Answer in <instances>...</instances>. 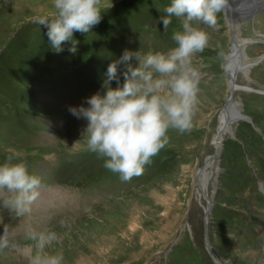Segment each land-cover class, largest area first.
<instances>
[{
  "label": "rangeland",
  "instance_id": "1",
  "mask_svg": "<svg viewBox=\"0 0 264 264\" xmlns=\"http://www.w3.org/2000/svg\"><path fill=\"white\" fill-rule=\"evenodd\" d=\"M103 2L107 6L100 23L88 34L74 33L76 51L69 50L73 45L68 41L57 52L48 41L47 28L37 23L53 11L52 0H0V157L19 152L27 156L29 169L36 160L34 171L42 178L31 212L17 217L0 206V234L6 225L16 244L0 254V264H30L35 249L25 232L44 226L57 233L46 251L61 253L62 264H214L205 246L204 207L194 196L196 172L215 150L213 137L230 92L232 28L224 8L214 28L201 25L210 35L209 46L192 61L201 73L192 129H169L168 143L144 166L147 174L141 178L122 181L120 176L110 178L119 175L110 171L106 176L65 179L74 187L51 183L57 175H74L56 166L64 156L76 160L74 156L86 150L82 133L88 122L72 115L70 107H87L89 97L106 92L102 85L108 65L125 50L143 56L174 48L173 30L183 20L170 17L164 29L161 17L170 0ZM242 36L250 40L240 63L246 68L264 54V13L243 21ZM129 63L139 62L133 56ZM244 67L237 75L238 85L264 88V60L249 66L254 81ZM126 69V63L118 65L113 88L123 84ZM258 92L235 91L242 113L255 125L240 120L225 134L215 160V181L210 183L209 240L222 264H264V94ZM83 184L86 187L79 188ZM125 210L130 215H122ZM103 219L110 222L111 236L102 243L100 236L107 234L91 235V229L102 227L98 224Z\"/></svg>",
  "mask_w": 264,
  "mask_h": 264
},
{
  "label": "clouds",
  "instance_id": "2",
  "mask_svg": "<svg viewBox=\"0 0 264 264\" xmlns=\"http://www.w3.org/2000/svg\"><path fill=\"white\" fill-rule=\"evenodd\" d=\"M228 0H170L161 17L164 29L170 17H183L172 39L175 47L167 53L149 51L145 55L125 50L119 60L108 65L102 87L88 98L85 107H70L72 115L87 120L83 129L86 150L104 158V167L129 181L142 173L144 166L168 143L169 129L180 133L192 129L194 111L198 104L200 71L193 66V57L209 46V34L201 25L214 28L216 15ZM103 0H52L53 11L37 19L47 28L51 47L59 52L71 41L76 51L75 32L88 34L102 19ZM159 10V9H158ZM135 56L138 66L129 61ZM126 63L122 85L118 80V65ZM42 183L39 175L29 172L19 152L8 155L0 163V206L17 217L31 212ZM25 238L33 242L35 252L30 264H62L63 255L48 252L57 240V233L47 226L29 227ZM16 247L8 227L0 234V252Z\"/></svg>",
  "mask_w": 264,
  "mask_h": 264
},
{
  "label": "bare ground",
  "instance_id": "3",
  "mask_svg": "<svg viewBox=\"0 0 264 264\" xmlns=\"http://www.w3.org/2000/svg\"><path fill=\"white\" fill-rule=\"evenodd\" d=\"M228 1H229V4H230V2H234L236 5H239L241 8H244L248 4L250 5V4L254 3L257 0H228ZM228 8H227V6L224 7V9H226L227 18H228V20L230 22V23L229 22L228 23L231 25V28H232V34H231V37H232V39H231V47H232V49H231V52H230V56H228V62H227V67H228V71H229V75H230L229 76V91H231V86H233V84H234V87H235L234 88V92L237 91V90H243V89L244 90H251V89H253V90H258L259 92L264 93V88L263 87L255 88V86H253V85H242V84H240L241 85L240 86L237 83V78L239 76V72L242 71L241 69L244 67V66H242L240 68V63L243 61V57L246 58V53H245L246 51L244 49V46L247 44V42L249 43L250 40L248 38H244L242 36V26H243V22L238 21L233 14H232V16L229 17L228 11H227ZM205 30H208V29H205ZM209 32H210V30H209ZM211 32H213V31H211ZM209 35H210V33H209ZM213 37H215V35ZM215 38H216V40L219 39L217 37H215ZM216 40H214V41H216ZM211 41H213V40L211 39ZM41 49H42V47H41ZM249 66L250 65L248 64V65H246V68L244 67L246 69L244 72H246V74L248 76H249V73H250V67ZM236 75H238V76H236ZM235 76H236V82H233L232 79ZM250 80L251 81H254V78L250 77ZM229 94H230V92H229ZM234 100L235 99L233 98L229 102L230 112L233 113V114H235V115H232L234 117L228 115L226 112H222V110H221L222 113L220 112V123L218 124L219 126L217 128L216 134L214 133L215 136L214 137L212 136L214 138L213 139V146H214V149H215L214 152L216 151L217 148H219V147L222 146V143H223V139L225 137V134H227L228 132H230L232 130V127H233L232 125L235 122L238 121L237 114L238 113H242V109L240 107V104L238 102L236 103V100L235 101ZM228 116H229V120H228L229 122H226V119H227ZM235 117H236V119H235ZM248 120H250V121L253 122V120L251 118H249ZM254 125H255V123H254ZM223 127H225V130H222ZM221 130H222V134H221ZM212 154H210V155H212ZM210 155H208V156H210ZM216 158H220V156L219 157H216ZM216 158L215 157H213V158L211 157V159L208 160L207 166H204L203 168H199L198 171L196 172L195 196H194V198L196 197V200L198 199V202H200V204L204 207V218H205V215H206L207 216V223L209 221L211 212H210V214L208 216V213H205V211L207 209V202H208V200H210V202L212 201V198H211V195H210V191L209 190H210V183H212L211 181L214 179V169H216L215 168V160H216ZM214 181H215V179H214ZM261 187L264 190V184L263 183L261 184ZM211 188H212V186H211ZM159 198H161V197H159ZM130 213L131 212L129 210L128 211L125 210V211H123V214L122 215H130ZM130 222L131 221L128 219L127 223L130 224ZM109 223H110L109 220L103 219V222H101V223L98 224V225H101L102 227H94V229H91L92 230L91 235L96 234V233H100V232H105L107 234V236H105L104 234L102 236H100V242L103 243L105 240H107V239L109 240V237L111 236L110 235L111 230L109 228ZM86 230L89 231V229H86ZM132 230H133L132 227L129 225V229H128L127 233L130 234L132 232ZM194 230H196V229H194ZM126 236H128V235H126ZM208 236H209V233H208ZM116 247H118V246L115 245L114 248H116ZM20 249H19V251L23 250L24 253L27 252L26 249H21V250ZM3 252H5V251H3ZM3 252H0V254L3 253ZM6 257H8V256L5 255V258ZM1 259H2V257L0 256V260Z\"/></svg>",
  "mask_w": 264,
  "mask_h": 264
},
{
  "label": "water",
  "instance_id": "4",
  "mask_svg": "<svg viewBox=\"0 0 264 264\" xmlns=\"http://www.w3.org/2000/svg\"><path fill=\"white\" fill-rule=\"evenodd\" d=\"M226 6H227V8L229 7L228 10H227L229 17L232 16V14H233L235 16V18L238 21H241V22H243V20H247V19L253 18L256 14H258L260 12H264V0H257V1H255L254 3H252L250 5L248 4L244 8H241L239 5H236L234 2H230V4H229V1H228V4ZM225 15L227 17V14H225ZM263 58H264V54L259 58L258 61H260ZM252 65H254V64H251V66ZM232 81L233 82L236 81V76L232 79ZM234 88L235 87H234V84H233V86H231V91H230V95H229V97L227 99V102L225 103V105L222 108V112H226L228 115H230L229 102L234 98ZM232 117H234V116H232ZM243 118L249 119V117L247 115H245V114H242V113H238L237 114V119H243ZM228 120H229V116L227 117L226 122H229ZM222 130H225V127H223ZM222 130H221V134H222ZM221 152H222V146L217 148L216 151L212 155L208 156L205 165L201 166L200 168H203L204 166H207L208 160L211 159V157L212 158L213 157H219ZM261 189L264 192L262 187H261ZM210 212L212 213V203L210 202V200H208L207 209H206L205 213H208V216H209ZM205 218H206L205 219V231H206V246H207V249H208V251H209V253H210V255H211L212 259H213L214 264H222V262L217 260V258L215 257V255L213 253L212 246H211V244L209 242V239H208V236H207L208 227H207V216L206 215H205Z\"/></svg>",
  "mask_w": 264,
  "mask_h": 264
},
{
  "label": "trees",
  "instance_id": "5",
  "mask_svg": "<svg viewBox=\"0 0 264 264\" xmlns=\"http://www.w3.org/2000/svg\"><path fill=\"white\" fill-rule=\"evenodd\" d=\"M0 120H1V118H0ZM7 156H8L7 154H3V157H0V163H3ZM96 158H102V157H100L96 153H92L90 155L87 152H85V154L78 155L77 159L73 163L69 162L68 160H65L62 165L64 167H67L68 169H70L71 172L74 174V175L69 176L70 179H77L80 177V175L85 176L87 174H92L95 172L94 160H97ZM85 160H86V163H84ZM100 167H101V165H100ZM101 169H102V167H101ZM102 171H103V169H102ZM103 173L105 175H108L104 171H103Z\"/></svg>",
  "mask_w": 264,
  "mask_h": 264
}]
</instances>
